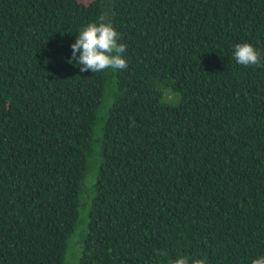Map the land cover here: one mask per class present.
<instances>
[{
	"label": "trees",
	"instance_id": "obj_1",
	"mask_svg": "<svg viewBox=\"0 0 264 264\" xmlns=\"http://www.w3.org/2000/svg\"><path fill=\"white\" fill-rule=\"evenodd\" d=\"M104 15L125 70L69 63ZM264 0H0V264L264 256Z\"/></svg>",
	"mask_w": 264,
	"mask_h": 264
},
{
	"label": "clouds",
	"instance_id": "obj_2",
	"mask_svg": "<svg viewBox=\"0 0 264 264\" xmlns=\"http://www.w3.org/2000/svg\"><path fill=\"white\" fill-rule=\"evenodd\" d=\"M121 36L111 22L101 15L96 22H90L76 35L71 45L72 59L68 62L79 65L80 71L90 70L92 73L104 72L107 69L125 70L128 62L123 54L126 45L120 43ZM233 58L242 66H261L264 55H261L250 43L235 45ZM171 264H206L203 259H191L188 256H179ZM251 264H264V256L254 258Z\"/></svg>",
	"mask_w": 264,
	"mask_h": 264
}]
</instances>
